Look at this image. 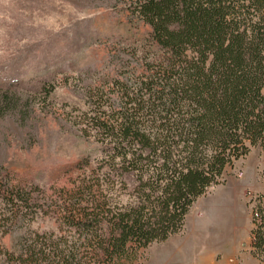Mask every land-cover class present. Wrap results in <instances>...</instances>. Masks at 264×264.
<instances>
[{"label":"trees","instance_id":"16d2710c","mask_svg":"<svg viewBox=\"0 0 264 264\" xmlns=\"http://www.w3.org/2000/svg\"><path fill=\"white\" fill-rule=\"evenodd\" d=\"M133 14L146 36L129 59L115 55L117 73L94 90L91 121L112 139L111 169L87 176L85 199L61 207L72 232L64 247L31 245L29 264H131L183 231L227 167L252 147L264 154V0H135ZM91 181L107 187L94 196ZM252 213V254L264 263L263 200Z\"/></svg>","mask_w":264,"mask_h":264},{"label":"rangeland","instance_id":"374dc122","mask_svg":"<svg viewBox=\"0 0 264 264\" xmlns=\"http://www.w3.org/2000/svg\"><path fill=\"white\" fill-rule=\"evenodd\" d=\"M134 11L135 0H0V264H29L31 245L48 254L63 248L72 232L61 207L85 199L87 176L111 169L112 139L91 121L94 90L117 73L115 55L129 59L133 42L146 36ZM85 29L90 39L78 48ZM223 177L190 211L235 196L241 241L230 262L220 252L205 264H264L252 254L250 231L252 208L264 201L255 203L264 195L261 148L252 147ZM92 184L94 196L107 187ZM120 191L117 185L114 194ZM189 231L190 222L177 234ZM167 248L153 243L131 264H159Z\"/></svg>","mask_w":264,"mask_h":264},{"label":"crops","instance_id":"0c3cea01","mask_svg":"<svg viewBox=\"0 0 264 264\" xmlns=\"http://www.w3.org/2000/svg\"><path fill=\"white\" fill-rule=\"evenodd\" d=\"M236 202L238 199L231 195L210 207L199 208L200 213L190 211L185 221V226L190 222L189 233L185 236V233L176 234L162 242L163 245H168V248L162 254L159 264H205L207 260L213 261L220 252L230 262L241 241L242 228L238 226ZM225 244L230 248L228 251L224 250Z\"/></svg>","mask_w":264,"mask_h":264}]
</instances>
